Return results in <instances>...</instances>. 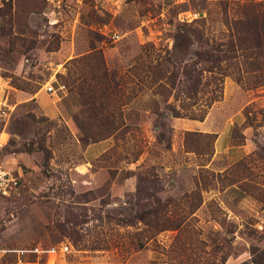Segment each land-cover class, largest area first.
I'll use <instances>...</instances> for the list:
<instances>
[{
    "label": "rangeland",
    "instance_id": "374dc122",
    "mask_svg": "<svg viewBox=\"0 0 264 264\" xmlns=\"http://www.w3.org/2000/svg\"><path fill=\"white\" fill-rule=\"evenodd\" d=\"M263 17L264 0H0V163L20 173L0 261L264 264Z\"/></svg>",
    "mask_w": 264,
    "mask_h": 264
},
{
    "label": "trees",
    "instance_id": "16d2710c",
    "mask_svg": "<svg viewBox=\"0 0 264 264\" xmlns=\"http://www.w3.org/2000/svg\"><path fill=\"white\" fill-rule=\"evenodd\" d=\"M249 40H250L249 37H247L246 39L245 38L242 39L240 41L241 42L240 48L247 49L248 46L250 45ZM246 42H248L249 44H246ZM219 44L220 43H218L217 45H219ZM252 46L253 45H251V47ZM211 48H213L217 51L220 50L218 47H216V46L214 47L212 44L209 46V49H211ZM203 54H205V60H207L209 63L211 62L210 66H208L207 68L203 67V68H200L198 70L192 69V70H188V71H186V70L182 71V74H184L187 79H185L186 83L183 84V88L180 90L181 95L179 97L180 98L179 101L181 102V105H180L181 108H183V106L194 105L197 103V101H196L197 97H198L197 95H199L205 89V85L207 84V82H205L203 80L202 73L204 71L213 73V68H214L213 64H216L218 57L215 54H212V52H210V50L204 51ZM250 54L251 55L248 56V59H249L248 63L251 64V66H253L255 69H261L263 66V63H264L260 58L261 55H252V53H250ZM190 71H193V72L191 73ZM211 77L215 78V76L213 74ZM220 83H221L220 78H218V81L215 84V87H216V85L219 87ZM214 88H213V90H214ZM213 90H212V88L210 89L211 93H210L209 101L215 99L217 96V95H215V93L213 94V92H214ZM183 101H187V103L185 104V103H183ZM177 112H179V111H177ZM175 114H178V113H175Z\"/></svg>",
    "mask_w": 264,
    "mask_h": 264
},
{
    "label": "built area",
    "instance_id": "2783aa9c",
    "mask_svg": "<svg viewBox=\"0 0 264 264\" xmlns=\"http://www.w3.org/2000/svg\"><path fill=\"white\" fill-rule=\"evenodd\" d=\"M115 36V34H113ZM51 86L47 85L45 87L46 90L50 91ZM20 181V173L13 169L7 168L2 163H0V195H5L14 188L17 187ZM68 250V246L66 244H60L58 246H49L42 248L40 246H33L28 251L34 254L37 258L43 256H51L53 257L57 253H65ZM0 264H9L7 262L0 261Z\"/></svg>",
    "mask_w": 264,
    "mask_h": 264
}]
</instances>
